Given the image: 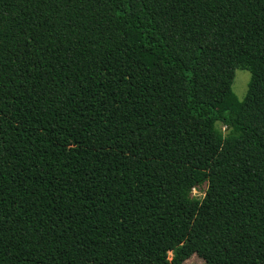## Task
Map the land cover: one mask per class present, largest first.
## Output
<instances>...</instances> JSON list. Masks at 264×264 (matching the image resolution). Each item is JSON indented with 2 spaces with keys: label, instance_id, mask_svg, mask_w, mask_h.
<instances>
[{
  "label": "trees",
  "instance_id": "trees-1",
  "mask_svg": "<svg viewBox=\"0 0 264 264\" xmlns=\"http://www.w3.org/2000/svg\"><path fill=\"white\" fill-rule=\"evenodd\" d=\"M192 253L264 264V0H0V264Z\"/></svg>",
  "mask_w": 264,
  "mask_h": 264
},
{
  "label": "rangeland",
  "instance_id": "rangeland-1",
  "mask_svg": "<svg viewBox=\"0 0 264 264\" xmlns=\"http://www.w3.org/2000/svg\"><path fill=\"white\" fill-rule=\"evenodd\" d=\"M250 74L246 71L236 70L232 85V91L239 101H243L248 90ZM218 129L225 133V128L218 125ZM205 185L197 186L192 189L191 197L196 200H201L204 196ZM174 253H169L168 258L172 260ZM180 264H207L206 260L197 253H192L186 260Z\"/></svg>",
  "mask_w": 264,
  "mask_h": 264
}]
</instances>
